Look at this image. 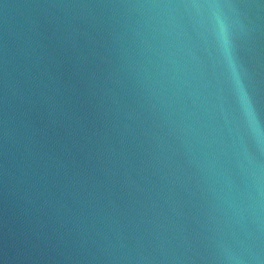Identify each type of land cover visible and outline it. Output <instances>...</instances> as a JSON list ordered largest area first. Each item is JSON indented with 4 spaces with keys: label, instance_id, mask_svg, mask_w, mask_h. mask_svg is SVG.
I'll use <instances>...</instances> for the list:
<instances>
[{
    "label": "water",
    "instance_id": "95a60500",
    "mask_svg": "<svg viewBox=\"0 0 264 264\" xmlns=\"http://www.w3.org/2000/svg\"><path fill=\"white\" fill-rule=\"evenodd\" d=\"M0 264H264V3L0 0Z\"/></svg>",
    "mask_w": 264,
    "mask_h": 264
},
{
    "label": "snow or ice",
    "instance_id": "6c2138e0",
    "mask_svg": "<svg viewBox=\"0 0 264 264\" xmlns=\"http://www.w3.org/2000/svg\"><path fill=\"white\" fill-rule=\"evenodd\" d=\"M261 3H264V0H261Z\"/></svg>",
    "mask_w": 264,
    "mask_h": 264
}]
</instances>
